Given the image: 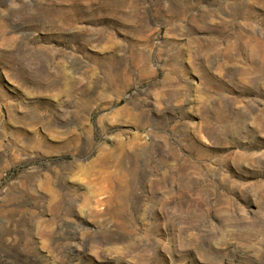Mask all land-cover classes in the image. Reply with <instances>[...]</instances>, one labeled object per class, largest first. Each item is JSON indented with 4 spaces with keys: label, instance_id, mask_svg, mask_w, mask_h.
<instances>
[{
    "label": "rangeland",
    "instance_id": "rangeland-1",
    "mask_svg": "<svg viewBox=\"0 0 264 264\" xmlns=\"http://www.w3.org/2000/svg\"><path fill=\"white\" fill-rule=\"evenodd\" d=\"M0 264H264V0H0Z\"/></svg>",
    "mask_w": 264,
    "mask_h": 264
}]
</instances>
